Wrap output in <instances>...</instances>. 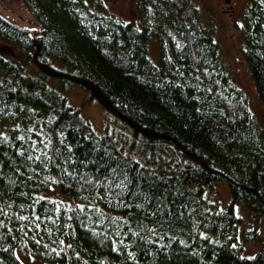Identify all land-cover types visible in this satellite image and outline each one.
<instances>
[{
  "label": "trees",
  "instance_id": "1",
  "mask_svg": "<svg viewBox=\"0 0 264 264\" xmlns=\"http://www.w3.org/2000/svg\"><path fill=\"white\" fill-rule=\"evenodd\" d=\"M20 1L33 27L0 12V264H264L237 215L243 202L264 224V134L192 0H135L138 22L102 0ZM243 25L264 104V0ZM46 77L84 88L112 123L98 131Z\"/></svg>",
  "mask_w": 264,
  "mask_h": 264
},
{
  "label": "rangeland",
  "instance_id": "2",
  "mask_svg": "<svg viewBox=\"0 0 264 264\" xmlns=\"http://www.w3.org/2000/svg\"><path fill=\"white\" fill-rule=\"evenodd\" d=\"M248 0H192L198 8V19L203 27L208 30L218 42V53L222 57L225 70L229 72L231 79L244 91L249 107L253 114L254 121L260 131L264 134V104L260 100L256 86L252 81L248 65L242 54V33H243V11ZM102 6L98 7L101 13L113 14L119 20L135 19L138 22V14L135 9V0H102ZM0 12L7 18L33 27V17L26 10L20 0H0ZM147 51L154 63L159 62V51L157 38L147 40ZM55 64L62 66V63L55 60ZM47 83L65 94L67 101L79 113L90 120L93 126L103 132L105 124L112 123L113 119L109 112L97 101L88 97L87 91L77 85H64L59 79L46 77ZM59 189V186H57ZM56 188L49 190L55 198H69L62 196ZM213 200H218L221 207L231 201V192L225 180H214L212 187L208 190ZM46 195L45 191L40 193ZM48 196V195H46ZM61 199V198H59ZM245 203L237 206V215L242 222L238 225L241 236L240 242L243 245L244 253L256 252L264 240V224L256 222L253 213L246 207ZM255 229L256 238L250 241L243 239L242 230ZM31 258V259H30ZM28 259V258H27ZM36 257H29L26 264H41ZM67 264V263H66Z\"/></svg>",
  "mask_w": 264,
  "mask_h": 264
},
{
  "label": "water",
  "instance_id": "3",
  "mask_svg": "<svg viewBox=\"0 0 264 264\" xmlns=\"http://www.w3.org/2000/svg\"><path fill=\"white\" fill-rule=\"evenodd\" d=\"M42 264H51V263H49V262L45 261V262H43Z\"/></svg>",
  "mask_w": 264,
  "mask_h": 264
}]
</instances>
